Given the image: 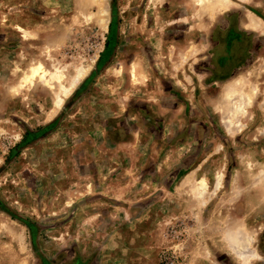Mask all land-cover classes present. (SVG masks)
<instances>
[{
    "label": "rangeland",
    "instance_id": "obj_1",
    "mask_svg": "<svg viewBox=\"0 0 264 264\" xmlns=\"http://www.w3.org/2000/svg\"><path fill=\"white\" fill-rule=\"evenodd\" d=\"M0 264H264V0H0Z\"/></svg>",
    "mask_w": 264,
    "mask_h": 264
},
{
    "label": "bare ground",
    "instance_id": "obj_2",
    "mask_svg": "<svg viewBox=\"0 0 264 264\" xmlns=\"http://www.w3.org/2000/svg\"><path fill=\"white\" fill-rule=\"evenodd\" d=\"M217 2H218V0H217ZM228 4H229V2H227ZM223 4V3H222ZM225 5V4H224ZM227 5V4H226ZM221 8V7H220ZM106 13V12H105ZM104 13V14H105ZM41 70V68L40 67H35L33 70H32V76H34V75H36L37 73H38V71H40ZM234 89H236V88H234ZM237 89H239L238 87H237ZM237 89L235 90V91H237ZM239 95V94H238ZM231 96H233V95H229V98L231 97ZM241 95H239V97H240ZM238 97V96H237ZM244 98V97H243ZM242 98V100L243 101H245L244 99ZM240 99H241V97H240ZM246 99V98H245ZM230 100V99H229ZM61 102H62V100H58V102H57V105L59 106L60 104H61ZM242 102V101H241ZM234 106V105H233ZM232 106V107H233ZM239 107V106H238ZM241 108H242V106H241ZM241 108H239V109H241ZM235 111H237V107H236V110ZM234 112V111H233ZM239 112H240V110H239ZM237 113H238V111H237ZM237 113H234V116L237 114ZM239 114V113H238ZM229 121V120H228ZM231 124H229L230 126L232 125L233 126V124H232V122H230ZM236 123H238L239 124V122H237L236 121ZM228 125V126H229ZM240 125V124H239ZM238 125V126H239ZM242 126V124L239 126V127H241ZM228 128V127H227ZM230 128V127H229ZM239 129V128H238ZM231 130H233V129H231ZM230 130V131H231ZM229 131V132H230ZM230 240H231V242L232 243H234L235 245L232 247V249L234 250V252H235V254L236 255H238L239 257H247V249H248V242L250 241V239H249V237H246V236H242V237H240V236H235V237H230Z\"/></svg>",
    "mask_w": 264,
    "mask_h": 264
}]
</instances>
